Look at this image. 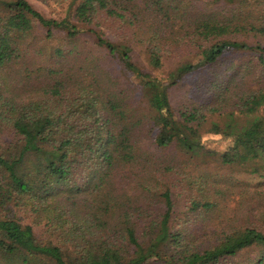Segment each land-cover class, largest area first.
I'll use <instances>...</instances> for the list:
<instances>
[{
  "label": "trees",
  "instance_id": "16d2710c",
  "mask_svg": "<svg viewBox=\"0 0 264 264\" xmlns=\"http://www.w3.org/2000/svg\"><path fill=\"white\" fill-rule=\"evenodd\" d=\"M53 1L74 21L69 44L38 33L40 13L28 0H0V132L12 136L0 139V264H264V208L243 209L235 228L228 218L202 248L199 231L176 215L185 205L196 218L232 194L221 195L206 175L210 164L264 181V86L238 85L236 74L244 83L253 73L241 63L225 79L211 78L199 102L176 109L169 96L228 55L257 54L264 64L262 43L238 40L264 38V26L186 0ZM158 16L183 20L181 41L199 49L168 81L134 62L130 43L99 37L109 52L97 60L77 44L81 30L98 35L93 27L105 22L145 44L149 66L160 70L171 50ZM143 129L155 151L142 147ZM172 148L178 153L161 155ZM41 227L47 242L36 236Z\"/></svg>",
  "mask_w": 264,
  "mask_h": 264
},
{
  "label": "rangeland",
  "instance_id": "374dc122",
  "mask_svg": "<svg viewBox=\"0 0 264 264\" xmlns=\"http://www.w3.org/2000/svg\"><path fill=\"white\" fill-rule=\"evenodd\" d=\"M28 1L40 13V20L37 22L38 33L43 37L49 35L51 37L52 45L69 44L67 41L64 43V41L68 40L67 36L71 34L69 25H71L73 20L69 19L67 16V6L64 4H58L53 0ZM186 4H192L195 8H199L201 12L209 14L213 13L224 20L237 16L245 23H253L255 25L264 26V0H186ZM149 20L150 21L147 23L148 25L156 22H153V19ZM161 21V17L158 16L157 22L162 25L161 29H159L161 33L160 39L164 42L163 44L165 49H170L171 53L166 55L165 66L160 70H154L149 66L148 55L145 52V44L138 42L137 39L131 36L125 39L122 38L123 35L121 32L115 28L109 27L105 22H100L97 27H93L98 32V35L81 30L77 36V44L78 46L81 45L91 48V51H93V55L96 56L97 60L98 58L103 59L109 52L105 45L99 43V37L115 44L125 42L128 44L130 43V46L133 48L132 55L134 62L139 64L145 71L151 73L159 79L168 81L169 74L174 71L176 66H178L180 62L193 61L195 58L194 55L197 54L199 49L196 47L197 43H194L192 40L186 39L185 41H181L180 37L185 34L186 28L182 25L183 20L178 19L172 21L165 19V21L160 23ZM126 34L128 36L129 33ZM167 38L169 41H167ZM238 40L245 41L249 44L262 43L264 45V38L254 37L252 35L238 36ZM96 60L93 65H88V67L95 66ZM99 63L101 64V61H99ZM241 63L249 64L250 67L253 68V73L248 76L244 83H239L243 80L241 75L236 74L235 77L238 81V85L244 84L245 86L253 89L263 87L264 64L260 63L258 55L238 52L226 56L214 68L190 74L176 86H171L169 96L173 106L176 109H179L189 101V98H192L194 102H199V100H201V96L208 92L211 78L214 79L218 77L222 80V78H226L228 73L230 74L229 70L231 68H236V66ZM103 64H105L106 67H110L102 60V65ZM234 73L235 71L232 72L231 75ZM31 83L35 84L38 82L31 81ZM137 109H139L141 116H150L144 106L140 105ZM165 135L166 132L163 131L162 136ZM139 136L140 137L138 138L143 148L155 151V146H153L154 139L149 137L144 129L140 132ZM1 138L6 142H10L12 136L10 133L0 132V139ZM175 153H178V151L172 148L169 152L161 153V155L166 157V155L172 156ZM188 170H191V168ZM184 172H187V169H185ZM192 172L198 174L197 170ZM205 173L210 180L211 178L214 180L217 187L222 188L223 192L221 191V195L222 193L225 194L228 190L232 192V194L230 196H225L224 198H218L216 208L210 212L199 214L196 218L187 215L189 213L185 211V205H181L176 212V215L182 222H185L186 220L190 221L192 224V227L189 228L190 232H193L194 228L199 231L197 235V239L199 240L197 245L199 244L201 248L209 241L211 242L215 239L216 236L220 235V233L215 234L214 230L219 228L223 231L224 226H222V223H227L228 218L230 223L228 222L227 226L229 228H235L244 224V222H242L244 219L243 209L249 210L253 208L259 209L260 207L264 208V181H252V179L240 177L237 180V177L232 176L230 171L215 164L207 166ZM175 178L179 179L180 176ZM196 222L197 224L194 225ZM35 233L40 241L47 242V235H45V230L42 227L36 228ZM247 256L248 255H244L242 261H245Z\"/></svg>",
  "mask_w": 264,
  "mask_h": 264
}]
</instances>
